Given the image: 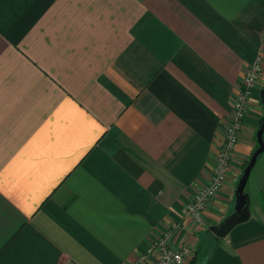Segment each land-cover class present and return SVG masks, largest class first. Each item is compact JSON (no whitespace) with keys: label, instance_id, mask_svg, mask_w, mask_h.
<instances>
[{"label":"crops","instance_id":"1","mask_svg":"<svg viewBox=\"0 0 264 264\" xmlns=\"http://www.w3.org/2000/svg\"><path fill=\"white\" fill-rule=\"evenodd\" d=\"M258 54L264 0H0V264H153L170 229L195 249L210 232L206 264H264V150L248 217L212 232L258 146L264 63L228 181L183 225Z\"/></svg>","mask_w":264,"mask_h":264},{"label":"built area","instance_id":"2","mask_svg":"<svg viewBox=\"0 0 264 264\" xmlns=\"http://www.w3.org/2000/svg\"><path fill=\"white\" fill-rule=\"evenodd\" d=\"M264 58L258 54L254 61L245 70L239 90L236 93L232 104V115L226 123L225 137L221 144L216 164L207 184L202 186L194 195L191 202L185 209V215L196 223H201L202 213L208 201L214 197L222 188L225 182L226 174L231 170L233 153L239 141L240 129L250 102L251 88L256 81L261 69ZM176 227V225H174ZM171 229L164 232L156 239L148 253L155 252L157 260L153 264H186L183 259L188 249L175 251L168 244ZM57 264H71L68 261H61Z\"/></svg>","mask_w":264,"mask_h":264},{"label":"water","instance_id":"3","mask_svg":"<svg viewBox=\"0 0 264 264\" xmlns=\"http://www.w3.org/2000/svg\"><path fill=\"white\" fill-rule=\"evenodd\" d=\"M262 132H264V124L258 129L256 134L257 148L250 155L248 163L242 170L235 188L236 207L235 213L226 217L221 223L212 228V232L216 238H223L238 223L244 221L248 217L247 196L244 193V187L247 182L249 173L255 164L257 156L264 150V140H262Z\"/></svg>","mask_w":264,"mask_h":264},{"label":"rangeland","instance_id":"4","mask_svg":"<svg viewBox=\"0 0 264 264\" xmlns=\"http://www.w3.org/2000/svg\"><path fill=\"white\" fill-rule=\"evenodd\" d=\"M261 73H262V69H261V71H260V73H259V75H258V77H257V79H256V81L254 82V84L252 85V88H251V93H252V89L257 85V84H259L260 83V81H261V79H262V77H261ZM251 93H250V98H251ZM242 128V127H241ZM239 132H241V129H240V131ZM240 134V133H239ZM246 165V161H244V163H242L238 168V171H240V174H241V172H242V170H243V168H244V166ZM228 174L230 173V170L227 172ZM228 174H226V178H225V182L226 181H228ZM224 182V183H225ZM208 183V182H207ZM206 183V184H207ZM204 186V185H203ZM221 190V189H220ZM197 192V191H196ZM196 194V193H195ZM194 197V196H193ZM192 197V198H193ZM192 200V199H191ZM191 200L186 204V206L184 207V212H183V225H185L186 226V230H188V229H193V228H195V227H202V226H204L205 225V223H204V211H203V213H202V221H201V223H196V222H194L192 219H188V217H186V215H185V209H186V207H187V205L191 202ZM176 225V224H175ZM177 226V225H176ZM177 228V227H176ZM189 231V230H188ZM173 231H171L170 232V235H171V233H172ZM202 238V237H201ZM203 239V238H202ZM203 244H204V246H203V248H201V246H199L198 244V246H196V249H195V246L193 245V244H191V243H189V242H186L185 240H181V241H179V245L178 246H176V247H173V246H171V248L172 249H174L175 251H177L178 249H179V251L180 250H182L183 248L184 249H188V251L185 253V254H183V259H184V261L185 262H187L188 261V259L189 258H191L196 252L198 253L199 252V254H200V256H202L204 253H208L210 250H211V247H212V245L214 244V242H213V236H212V234L210 233V232H208V233H206V238H205V240L203 241ZM195 249V250H194ZM198 250V251H197Z\"/></svg>","mask_w":264,"mask_h":264},{"label":"trees","instance_id":"5","mask_svg":"<svg viewBox=\"0 0 264 264\" xmlns=\"http://www.w3.org/2000/svg\"><path fill=\"white\" fill-rule=\"evenodd\" d=\"M262 124H264V115H262V117L260 118L259 120V123H258V127L260 128L262 126ZM255 150V149H254ZM253 153V152H252ZM251 153V154H252ZM250 158V157H249ZM248 160H246V164L248 163ZM246 166V165H245ZM244 166V167H245ZM242 174V172H241ZM216 239V238H215ZM211 251L210 250L208 253H204L202 256H198L196 254H194L191 258H189V260L187 261V264H206L207 261L209 260L210 258V255H211ZM206 254V255H205Z\"/></svg>","mask_w":264,"mask_h":264}]
</instances>
